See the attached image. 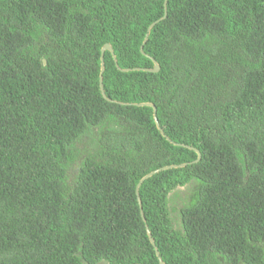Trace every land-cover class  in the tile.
Here are the masks:
<instances>
[{"label": "trees", "instance_id": "trees-1", "mask_svg": "<svg viewBox=\"0 0 264 264\" xmlns=\"http://www.w3.org/2000/svg\"><path fill=\"white\" fill-rule=\"evenodd\" d=\"M146 228L264 264V0H0V264H158Z\"/></svg>", "mask_w": 264, "mask_h": 264}, {"label": "water", "instance_id": "water-1", "mask_svg": "<svg viewBox=\"0 0 264 264\" xmlns=\"http://www.w3.org/2000/svg\"><path fill=\"white\" fill-rule=\"evenodd\" d=\"M163 18H164V17H163ZM155 23H156V22H155ZM155 23H153L151 26H149V28L147 29V33L150 31L151 27H152ZM146 38H147V36H145V38H144V40H143V42H142V44H141V46H140V49H139L140 52H141V54H143V53H142V47H143V45H144L145 42H146ZM104 51H109V52L112 54V49H111V47H110L108 44H105V45L103 46V48L101 49V58H102V55H103ZM113 60L115 61L114 57H113ZM152 63H153V67H152L151 69H141V70H142V71H146V72H150V73L158 72V70H159V66H158V64H157L155 61H153V60H152ZM121 71H123V72H127L128 70H121ZM102 72H103V64H102V62H101V64H100V72H99V89H100V93H101L102 97L105 98L104 93H103V90H102V85H101V84H102ZM148 106L152 108V116H153V120H154V123H155V125H156L157 130L160 132V134H161L162 136H164L163 133H162V131H161V129H160V127H159V125H158V122H157L155 107H154L153 105H151V104H149ZM168 141H169V140H168ZM169 142H170L171 144H173V145H177V144H175V143H173V142H171V141H169ZM178 146H181V147H184V148H188V149L194 150V152H195L196 155H197V158H196L195 162L199 160V158H200V154H199L195 149H193V148H191V147H189V146H185V145H178ZM183 166H184V164H183V165H170V166H165V167H163V168H160V169L154 170V171L148 173L147 175H145L144 177H142V178L139 180L137 186L135 187V195H136V198H137V203H138V205H140V201H139V198H138V195H137L138 188H139V186H140V185H141L146 179L150 178V177L153 176L154 174L159 173L160 171H165V170H168V169L181 168V167H183ZM140 216H141V219L143 220V216H142V213H141V212H140ZM146 234H147V237L149 238V242H150V244L154 247V251H155L156 256H157L158 264H164V263L162 262V260L160 259L158 253H157V249L155 248L154 241H153V239L151 238V235H150L149 231L147 230V228H146Z\"/></svg>", "mask_w": 264, "mask_h": 264}]
</instances>
